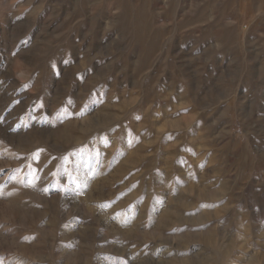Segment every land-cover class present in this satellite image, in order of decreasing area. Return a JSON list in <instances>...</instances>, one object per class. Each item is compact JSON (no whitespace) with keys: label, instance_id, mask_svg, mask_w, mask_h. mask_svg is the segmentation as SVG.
I'll return each mask as SVG.
<instances>
[{"label":"rangeland","instance_id":"obj_1","mask_svg":"<svg viewBox=\"0 0 264 264\" xmlns=\"http://www.w3.org/2000/svg\"><path fill=\"white\" fill-rule=\"evenodd\" d=\"M0 264H264V0H0Z\"/></svg>","mask_w":264,"mask_h":264}]
</instances>
